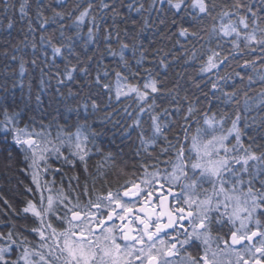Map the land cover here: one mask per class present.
<instances>
[{"label":"snow or ice","instance_id":"snow-or-ice-1","mask_svg":"<svg viewBox=\"0 0 264 264\" xmlns=\"http://www.w3.org/2000/svg\"><path fill=\"white\" fill-rule=\"evenodd\" d=\"M58 2L60 10L52 7L50 0H20V20L26 21L20 29L22 39L5 41L14 53L10 59L18 61V67L11 70L18 78L12 80L11 88L7 80L0 83V132L5 142L11 136L12 145L22 154L27 165L22 171L29 172L39 200H27L16 213L24 214L25 220L28 214L35 218L36 226L21 227L37 239L30 240L14 226L6 233L0 231V264H264V145L256 143L254 136L248 137L251 143L243 140L249 128H259L264 135V0H232L231 4L223 0H147V6L144 0H81L69 11L64 10L66 5L61 0ZM157 4L166 7L157 8ZM10 7L14 5L4 0L5 13ZM154 9L166 16L158 20L165 29L162 38L178 35L194 49L200 40L216 41V48L202 53L206 59L201 61V73L218 70L225 62L251 69L244 75L234 72L241 85L246 80L247 90L236 86L223 94L224 102L234 106L232 114L222 112L217 118L210 101L207 111H202L185 94L186 110L182 112V105L177 103L179 119L165 121L161 117H172L173 113L168 108L156 111V96L164 89L152 69H144L142 82H133L141 73L134 69L132 59L137 66L143 65L144 53L139 58L135 54L140 34L151 27L145 14ZM65 17L70 20L67 26L61 23ZM6 18V29H12L14 19ZM186 18L189 26H185ZM86 19L91 26L81 38ZM205 19L213 23L206 27ZM50 25L57 27L49 31L46 26ZM72 27L75 31L68 35L67 28ZM114 38L116 46L111 43ZM221 41L231 48L225 50ZM90 44L96 48L88 54ZM29 47L30 60L20 54ZM128 51L132 58L126 55ZM255 52L262 55L247 58ZM8 53L5 48L3 55ZM105 54L118 57L123 71L110 70L103 62ZM192 58H197L195 51ZM29 63L39 76L35 84L30 78L24 91V77L31 76L26 67ZM160 64L167 67L163 59ZM229 78L228 74L218 76V80ZM52 80L56 86L48 97V107L63 104L67 113H76L77 119L71 124L57 123L55 135L51 121L41 122L39 129L29 123L21 126L25 109L32 110V104L45 107L44 95ZM254 84H259V92L250 96ZM195 86L200 87L199 83ZM17 87L21 89L19 97L12 91ZM211 88L218 89V83L212 82ZM167 91L176 100L179 92L175 88ZM122 97H134L138 107L137 118L124 128V134L134 125L140 142L136 155L142 150L155 163L141 165L143 173L138 182L126 180L122 190L110 189L86 204L79 195L73 200L63 187L53 193L43 177L50 170L61 169H51L50 158L72 167L79 160L87 172L88 145L95 144L108 124L123 127L114 117L119 113L111 103ZM146 110L150 118L147 128L139 118ZM254 111L258 115L250 116ZM124 112L131 116L127 107ZM90 117H95L101 131L89 123ZM105 155L111 157V153ZM8 158H12L11 151ZM71 179L79 181L78 176ZM51 183L54 186L55 182ZM84 194H88L86 184ZM224 227L228 228L227 236L217 230Z\"/></svg>","mask_w":264,"mask_h":264},{"label":"trees","instance_id":"trees-1","mask_svg":"<svg viewBox=\"0 0 264 264\" xmlns=\"http://www.w3.org/2000/svg\"><path fill=\"white\" fill-rule=\"evenodd\" d=\"M4 0H0V83H3L5 80L8 81V87L11 88L12 80L18 78V74L13 76L11 75V70L18 67V61H13L10 59L11 55L14 53L11 51L9 43L5 41H13V37L16 40L22 39L20 34V29L26 23V21L20 20L19 14V3L20 0H9L10 4L14 5V8L10 7L8 12L5 13L3 9ZM52 7L60 10L61 3L58 0H50ZM62 3L66 5L65 11L72 9L75 3L81 2V0H61ZM98 2V0H96ZM147 6V0H144ZM224 3L231 4L232 0H223ZM254 3H258V0H253ZM159 7V4L156 5ZM127 11V9H124ZM47 14H51L48 12ZM78 14V13H74ZM264 14V13H262ZM103 15V13H101ZM133 17L137 20L140 19L139 15L132 13ZM148 16L149 23L151 27L146 28L140 34V40L138 44L139 50L136 52V58L140 57V53L143 52L145 59L142 66H137L135 59H132V65L136 71H139L141 75L139 77L133 78V82L137 80L141 81L146 76L144 73L145 68L152 69V75L161 81V87L164 89V92L156 96V103L159 107L156 109L157 112H160L164 108H168L170 112L173 113L172 117L162 116L161 119L165 121H171L172 119H179L175 114L176 104L179 103L182 105L181 111L183 112L187 108V102L182 99V97L187 94L196 106L202 111H207L208 102L211 103V112L216 113L217 118L222 114V112H228L232 114L234 112V106L232 103H225V92H232L234 87L241 86L242 91L246 89V80L244 85H241L240 78L234 75V72H240L242 75L245 73H250L251 69H244L237 67L235 63H232L229 66V62H225L218 70H213L209 73H201L199 71L201 66V61L206 59L205 53L209 47L216 48V41L213 39L210 42L205 40H200L196 43L195 49L193 44L189 43L185 38L173 36L172 39L162 38L161 33L165 31L163 25H158V20L160 18H166L164 14L157 13L154 9L150 14L146 13ZM170 15V12H169ZM11 16L14 21V27L12 29H6L7 18ZM156 22V23H154ZM61 23L66 26L70 24L69 18L65 17ZM107 23H111L108 21ZM213 23L210 19H205L204 25L210 26ZM91 26L88 20L86 19L84 26L81 29V38L86 37L87 28ZM185 26H189V23L185 22ZM49 28V31L52 28L57 27V25L46 26ZM123 27V25H121ZM26 31V29H25ZM75 31V28H67V34L71 35ZM175 31V28L172 29ZM203 35V33H201ZM37 41L39 40L40 33H35ZM57 36L59 33L57 32ZM123 37V33H121ZM126 39V38H125ZM179 40V43L176 41ZM82 43V39L79 41ZM113 46H116L115 38L111 41ZM223 48L225 50L231 48V45L224 43ZM183 45V47H182ZM201 45H204L201 48ZM5 48H8V56L3 55ZM89 52L91 54L96 48V44H90L88 46ZM101 48H103V42H101ZM79 50V49H78ZM219 50V49H217ZM196 52V59L192 58V52ZM25 56L26 59H31V48L23 49V52L20 53ZM126 55L129 58H132V52H126ZM262 55L260 52L250 53L247 58L252 59L256 56ZM178 57V59H174ZM163 59L167 64V67H164L160 64V60ZM240 59V57H237ZM119 58L111 57L105 54L104 63L109 66V69H119ZM58 63H61L58 61ZM259 64V62H258ZM62 66V63H61ZM28 67L31 76L26 75L25 80V89L27 90L28 80L31 78L33 83H36V78L39 76V71L32 67L29 63L26 65ZM122 70L123 69H119ZM226 74L230 75L229 79L218 80V76H225ZM212 82L218 83V89L213 90L211 88ZM196 83H199L200 87L195 86ZM52 87L44 95L45 107L37 108L35 104L31 105L32 110L25 109L22 113L21 126L24 123H29L34 125L39 129L41 122L43 124H48L52 122L53 135H55V126L59 124H71L77 119L75 112L67 113L63 104H53L51 107H48V97L54 91L55 80L51 81ZM179 92V95L176 97V100H172L170 94H168V89H174ZM253 91L249 92L250 96H254L259 92V84L252 85ZM17 97L20 96L21 89L19 87L12 89ZM242 91L236 97L237 99L242 96ZM2 92V90H0ZM204 93H208V96L205 97ZM73 107L75 102H71ZM113 107L118 110V115L114 114L116 119H119L121 122L120 125L115 128L111 124H108L102 132L103 134L95 138V144H89L88 147L91 149L90 155L87 158V172L84 171V165L76 160L75 167L66 165L62 160H57L55 157L50 158L51 169L60 168V172L49 171V173L43 178L49 181V187H53V193L58 191L63 187L66 194H68L73 200L76 196L79 195L80 201L82 204H86L89 199L95 200L98 195H106L108 190L116 191L122 190V186L125 184L126 180H139L142 176L143 169L142 164H153L155 161L148 157L142 150L140 155H136L137 149L140 148V142L137 138L138 129L133 125L132 128H128V134H124V128H127L128 125H132L133 121L137 118L138 107L137 101L134 97L124 98L122 97L120 101H112ZM243 104V100H241ZM127 107L128 112L131 113V116L124 112V108ZM46 108V110H45ZM59 109V111H57ZM90 111V109H89ZM211 114V113H209ZM250 116L258 115L255 111L249 113ZM65 116L68 117L65 120ZM30 117H35V120H31ZM84 118V110L80 109V119ZM139 118L142 122V126L147 128L150 124L149 112L146 110L143 113L139 114ZM201 118V117H197ZM89 123L92 124L94 128L98 131H101L100 125L95 117L89 118ZM230 126V123L226 124V127ZM243 126V121L241 122ZM195 124L193 123V128ZM247 135L243 138L244 143H251L249 141V136L255 137V142L264 145V135L261 134L259 128H249L245 130ZM4 133L0 132V231L7 232L9 228H13L16 231L24 232V229L21 225L27 224L29 228L36 226L35 218L28 214V218L25 220L23 218L24 214L17 215L21 208L24 206L27 200H39V193L35 189V185L32 184L31 176L28 171H22L26 169L27 165L23 162L22 154L19 150L12 145L11 136L8 137L7 141L3 140ZM169 138H172L170 133ZM162 143V141H161ZM97 147L100 151H97ZM11 151L12 158H8V152ZM64 154L68 155L67 148L63 149ZM157 152L159 149L156 150ZM107 153H111V157H107ZM165 157H161L164 159ZM163 167V165H161ZM73 176H78L79 181L76 179H71ZM52 181L55 182L54 186ZM85 184L87 185L88 194H84ZM32 188V192L26 191V188ZM47 195V192H45ZM4 200L8 201V204L4 203ZM11 205V207H9ZM15 209V212L13 211ZM55 222V221H54ZM221 235L227 236L228 228H218L217 229ZM25 235L29 236L30 240H36L34 234H29L24 232Z\"/></svg>","mask_w":264,"mask_h":264}]
</instances>
